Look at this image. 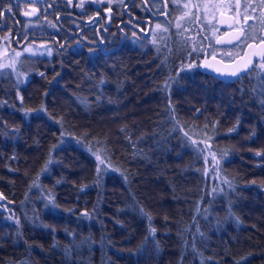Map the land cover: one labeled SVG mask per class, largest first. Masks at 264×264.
Instances as JSON below:
<instances>
[{
	"label": "trees",
	"instance_id": "1",
	"mask_svg": "<svg viewBox=\"0 0 264 264\" xmlns=\"http://www.w3.org/2000/svg\"><path fill=\"white\" fill-rule=\"evenodd\" d=\"M205 41L0 72V264H264V50L225 81Z\"/></svg>",
	"mask_w": 264,
	"mask_h": 264
},
{
	"label": "flooded vegetation",
	"instance_id": "2",
	"mask_svg": "<svg viewBox=\"0 0 264 264\" xmlns=\"http://www.w3.org/2000/svg\"><path fill=\"white\" fill-rule=\"evenodd\" d=\"M197 3L207 7L197 8ZM213 3L215 0H0V48L24 51L32 45L47 49L53 45L63 50L77 44L97 53L99 48L110 49V36L121 37L129 49H137L139 40L156 38L167 43L180 35L194 38L200 34L206 39L204 61L212 69L215 62L238 61L264 38V0H239V8L231 10L224 5L217 10ZM245 16L249 18L245 20Z\"/></svg>",
	"mask_w": 264,
	"mask_h": 264
},
{
	"label": "water",
	"instance_id": "3",
	"mask_svg": "<svg viewBox=\"0 0 264 264\" xmlns=\"http://www.w3.org/2000/svg\"><path fill=\"white\" fill-rule=\"evenodd\" d=\"M264 50V43H259L258 46L250 52L244 54V56L236 63L221 64L215 63L214 71L218 73L219 78L225 81H233L240 72H242L251 63L253 58H257L262 55ZM210 142H207V147H210Z\"/></svg>",
	"mask_w": 264,
	"mask_h": 264
},
{
	"label": "rangeland",
	"instance_id": "4",
	"mask_svg": "<svg viewBox=\"0 0 264 264\" xmlns=\"http://www.w3.org/2000/svg\"><path fill=\"white\" fill-rule=\"evenodd\" d=\"M39 46H31L27 50L28 52H36L38 51ZM21 52L20 51H8L6 48H0V72H10L11 68H14L15 64L20 60ZM199 67L207 68L210 70V67L207 62L204 60L199 63ZM0 204L1 201H0Z\"/></svg>",
	"mask_w": 264,
	"mask_h": 264
},
{
	"label": "snow or ice",
	"instance_id": "5",
	"mask_svg": "<svg viewBox=\"0 0 264 264\" xmlns=\"http://www.w3.org/2000/svg\"><path fill=\"white\" fill-rule=\"evenodd\" d=\"M29 2H31V0H29ZM220 5H224L226 8H228L229 10H231L233 7H235V8H239V0H236V3L235 4H233L232 3V0H215V3H213V7L214 8H216L217 10H219V7H220ZM185 7H188V5L187 4H185L184 5ZM195 7H197V8H200V7H204V8H206L207 7V5H203V4H201V3H197L196 5H194ZM248 6L247 5H245V8H247ZM7 11H9V12H11L12 11V8L11 7H9L8 9H7ZM28 13H25V15H27ZM213 18H215V17H213ZM249 17L248 16H245V20H247ZM178 27H179V25H177ZM261 43H264V38H261ZM248 46H250V45H248Z\"/></svg>",
	"mask_w": 264,
	"mask_h": 264
},
{
	"label": "bare ground",
	"instance_id": "6",
	"mask_svg": "<svg viewBox=\"0 0 264 264\" xmlns=\"http://www.w3.org/2000/svg\"><path fill=\"white\" fill-rule=\"evenodd\" d=\"M0 198H1V195H0ZM2 209V206L0 205V210Z\"/></svg>",
	"mask_w": 264,
	"mask_h": 264
}]
</instances>
